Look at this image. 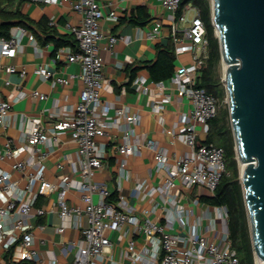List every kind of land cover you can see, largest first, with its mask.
I'll return each mask as SVG.
<instances>
[{"label":"built area","instance_id":"obj_1","mask_svg":"<svg viewBox=\"0 0 264 264\" xmlns=\"http://www.w3.org/2000/svg\"><path fill=\"white\" fill-rule=\"evenodd\" d=\"M43 4H58L63 0H34ZM72 8L81 15L77 25L68 28L77 40V49H59L56 57L66 55L70 63L80 67L78 74L68 78L57 77L46 66L34 69V74L52 84L67 85L72 79H80L83 89L79 100L65 117L50 124L42 117H29L28 124L23 128L17 140L6 139L0 148V161L8 163L10 170L0 167V264H46L34 247L36 228L33 219H39L49 211L56 212L63 224L57 232L64 235L66 223H77L85 218L87 226L78 228L80 238L69 241L64 251L74 250L71 264H101L105 254L111 251L113 242L111 235L130 226L132 234L124 253L122 264H240L236 251L233 249L228 230V211L226 207L205 206L203 217L190 223L188 217L192 212L180 204L181 188H199L203 195H214L223 175L226 173L225 151L213 143H205L200 139L196 125L203 127L207 134L209 122L218 115L219 100L204 88L198 87L201 69L206 66L208 40L206 27L201 18L200 10L189 4L179 16L180 0H161L168 18L173 22L186 24L180 32L173 27L175 50L189 51L193 62L188 66L177 68L168 80L180 97H186L192 104L190 113H184L168 130V134L185 143L190 151L174 157L173 161L166 150L151 138H134L129 125L138 124L140 117L130 114L125 107H115L102 100V91L112 86L104 72V60L100 42L107 38V50L112 51L119 38L116 35L106 36L101 21L107 18L118 22L119 16L111 8L107 13L99 0H69ZM111 7V5H110ZM161 24L157 23L154 30L148 32L149 38L159 34ZM34 36L23 26H14L10 35H0V58H14L17 55L23 37ZM7 73H19L24 78L25 68L18 70L15 66H7ZM145 79L136 81V89L140 93L151 96L152 109L156 112L164 109L172 100L165 92L166 81L156 83V89L144 85ZM27 94L19 91L14 100ZM31 95L41 100L47 95L32 91ZM114 110V115L110 110ZM12 113V102L0 96V125H7ZM55 115H61V113ZM54 115V116H55ZM53 118V117H52ZM118 126L122 129L123 138L114 150L123 158L136 155L142 146H147L155 153L156 167L164 170L165 180L160 187H151L147 193L160 192L166 203L175 209L164 222L144 219L135 215L123 197L116 203L108 200L110 192L105 183L95 179L96 174L103 170L105 146L99 142L100 137L107 134V129ZM68 134L77 145V161L71 162L72 175H60L54 181L46 178V159L50 155L48 146L57 142L59 136ZM118 190L126 177V161L118 160ZM58 168L62 164L58 163ZM18 173L15 178L13 172ZM143 183L139 184L132 194H139ZM71 190L81 194L83 206L69 203ZM99 197L95 201L94 196ZM53 196L51 207L41 202L44 197ZM203 218L208 226L202 230ZM180 225L182 232H169L174 226ZM75 227V225H74ZM143 234L148 247L137 250L135 235ZM48 264H56L53 256Z\"/></svg>","mask_w":264,"mask_h":264},{"label":"crops","instance_id":"obj_2","mask_svg":"<svg viewBox=\"0 0 264 264\" xmlns=\"http://www.w3.org/2000/svg\"><path fill=\"white\" fill-rule=\"evenodd\" d=\"M99 2L105 6L106 13L113 8L119 16L118 22L107 18L101 21V27L106 36L116 35L119 38L112 51L106 49L108 44L106 37L100 42L104 72L112 86L111 89L102 91V100L115 107H125L130 114L139 115V123L128 126L134 133L133 137L136 139L148 137L156 140L173 161L175 156L186 154L190 148L167 131L172 129L184 113H190L192 104L186 97H180L177 89L167 80L165 92L172 96V100L163 110L156 112L152 109L151 96L137 91L136 81L143 78L146 80L144 85L150 89H156L157 82L151 79L144 63L156 58L158 45L165 46L170 37L174 39L173 27L180 31L178 36L182 37V31L187 25L171 21L161 0H99ZM17 8L32 21L27 30L34 38L30 40L28 36L23 37L14 58H0V96L12 102L10 121L5 126L0 125V148L6 139L19 138L21 131L28 124L29 117H42L50 124L65 117V114L78 102L83 89V83L78 78L72 79L67 85H54L51 81H44L34 74V69L40 65H46L57 77L68 78L69 75L80 72L79 65L70 63L66 55L56 57L59 49L75 50L74 48L68 46L56 50L53 41L45 42L40 39L46 31L61 37L73 35L68 26L79 24L81 15L72 8L70 1L63 0L58 4L46 5L34 0H14V6L10 9ZM132 16L139 17L143 21L148 17L147 23L141 26L135 24L130 21ZM157 23L161 24L159 34L155 38H149L148 32L154 30ZM175 55V70L183 65H191L193 62L189 51L175 50ZM10 65L18 70L25 68L27 75L22 78L19 73H7L6 67ZM20 90L27 95L14 100V96ZM32 91L45 94L47 98L41 100L34 97L31 95ZM55 113H61V115H55ZM110 114L114 115L113 109L110 110ZM123 133L121 128L113 126L107 129L104 137L99 138V142L105 146V166L96 174V180L105 183L110 194L117 190L118 197H123L133 213L142 220L164 222V218L172 214L175 209L170 203L165 202L164 195L160 192L148 194L147 191L151 187H160L166 173L164 170L157 169L155 153L147 146H142L133 156L123 158L119 155L114 147L121 142ZM206 135L203 132L200 139L205 140ZM48 149L50 155L45 162L46 178L54 181L57 176L65 175L78 179L77 175H72L71 166V162L77 161V145L70 136L60 135L59 140L49 145ZM122 159L126 161L127 174L122 180L121 189L118 190L117 161ZM58 163H61L63 167L58 168ZM0 167L10 170L8 163L0 161ZM12 172L15 178L19 177L18 173ZM141 183H143L142 189L135 196L132 193ZM201 196L202 191L199 188L189 189L186 193L181 191L180 204L192 211L188 217L190 223L203 217L206 203L200 201ZM68 199L71 204L84 205L81 194L77 190H71ZM94 199L98 201L99 197L95 195ZM53 200L54 197L50 196L42 198L41 202L51 207ZM33 223L44 227L36 228L34 231V247L39 251L42 260L48 264L49 260L55 256L56 264H71L74 259V250L64 251L63 249L69 241L80 238L78 228L82 230L87 226L86 219L81 218L75 224L66 223L64 235L57 232V227L61 226L63 221L56 212L49 211L43 217L33 219ZM207 226L208 221L203 218L202 230H205ZM182 231L178 224L173 229H169V232ZM131 234L130 226L113 233L111 235L113 246L111 251L104 255L101 264H122ZM135 239L137 250L149 246L143 234L135 235Z\"/></svg>","mask_w":264,"mask_h":264},{"label":"water","instance_id":"obj_3","mask_svg":"<svg viewBox=\"0 0 264 264\" xmlns=\"http://www.w3.org/2000/svg\"><path fill=\"white\" fill-rule=\"evenodd\" d=\"M256 257L264 260V0H211Z\"/></svg>","mask_w":264,"mask_h":264},{"label":"trees","instance_id":"obj_4","mask_svg":"<svg viewBox=\"0 0 264 264\" xmlns=\"http://www.w3.org/2000/svg\"><path fill=\"white\" fill-rule=\"evenodd\" d=\"M189 4L200 10L201 18L206 27V39L208 40L209 56L206 66L201 69L198 87L214 94L220 103L225 95L224 85L217 77L222 54L219 39L215 33V26L212 23L211 2L210 0H180L179 16ZM12 6H14V0H0V35L4 37L10 35L12 27L23 26L28 29L32 23L18 8L15 10L10 9ZM130 19L131 22L141 26L147 23L148 17L144 21L135 16ZM40 39L45 42L53 41L56 50L68 46L76 50L78 47L74 35L61 37L46 31ZM175 61V43L173 37H170L167 45L157 46L156 58L145 62L144 66L154 82H161L169 80L174 74ZM225 117L226 113H221L219 106L218 115L209 122V130L204 142L213 143L224 149L226 173L223 175L214 195H203L200 197V201L213 207L223 206L227 208L229 237L240 264H256L244 191L239 178V162L235 150L233 131L231 125L224 121ZM108 200L112 203L119 200L117 190L109 195Z\"/></svg>","mask_w":264,"mask_h":264},{"label":"rangeland","instance_id":"obj_5","mask_svg":"<svg viewBox=\"0 0 264 264\" xmlns=\"http://www.w3.org/2000/svg\"><path fill=\"white\" fill-rule=\"evenodd\" d=\"M211 2V0H210ZM224 74H225V67H224V62H223V59L221 58V62L218 66V70H217V77L218 79L221 80L222 84L224 85V88H225V95L224 97L220 100V111L221 113H226V117L224 118L225 122L228 124V125H231V119H230V113L228 114L229 112V104H228V99H227V93H226V87H225V84L223 83V78H224ZM228 111V112H227ZM232 127V126H231ZM196 129H197V132L201 133V135H203V127L201 124H197L196 125ZM152 139V138H151ZM99 140V139H98ZM238 157V155H237ZM239 162V160H238ZM240 171H241V164L239 162V178L241 180V176H240ZM96 179V177H95ZM181 190L186 193L188 190L187 189H184V188H181ZM96 201V199H95ZM256 263V262H255ZM257 264V263H256Z\"/></svg>","mask_w":264,"mask_h":264},{"label":"bare ground","instance_id":"obj_6","mask_svg":"<svg viewBox=\"0 0 264 264\" xmlns=\"http://www.w3.org/2000/svg\"><path fill=\"white\" fill-rule=\"evenodd\" d=\"M223 62H224V67H225V72H226L227 67H229L231 64H230V62L227 63L225 61V59H223ZM243 165H244V163L241 161V166L243 167ZM256 263L257 264H264V260L262 258H260V257H256Z\"/></svg>","mask_w":264,"mask_h":264}]
</instances>
